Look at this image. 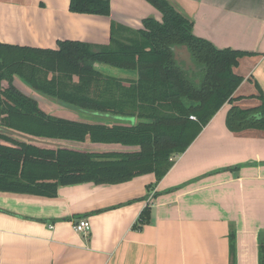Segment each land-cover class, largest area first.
Returning a JSON list of instances; mask_svg holds the SVG:
<instances>
[{
	"label": "crops",
	"instance_id": "crops-1",
	"mask_svg": "<svg viewBox=\"0 0 264 264\" xmlns=\"http://www.w3.org/2000/svg\"><path fill=\"white\" fill-rule=\"evenodd\" d=\"M167 1L191 21L195 36L250 52L233 68L242 81L232 99L160 179L150 172L118 183L62 184L54 196L0 191V264H231V233L234 264H258L264 132H233L225 119L232 106L255 107L264 96V0ZM68 4L0 0V43L56 48L70 39L98 50L109 45L113 24L122 39L141 29L143 19L162 17L146 0H109L107 16L74 13ZM144 208L148 221L137 228ZM80 217L90 223L87 236L73 231Z\"/></svg>",
	"mask_w": 264,
	"mask_h": 264
},
{
	"label": "trees",
	"instance_id": "trees-1",
	"mask_svg": "<svg viewBox=\"0 0 264 264\" xmlns=\"http://www.w3.org/2000/svg\"><path fill=\"white\" fill-rule=\"evenodd\" d=\"M146 1L160 11L161 21L145 18L141 29L122 39L115 36L113 24L109 45L98 50L70 39L58 40L56 48L0 43V191L54 196L62 184L118 183L150 172L160 179L232 99L242 81L233 68L250 52L216 48L195 36L191 21L167 0ZM68 9L107 16L110 5L109 0H69ZM180 46L189 52L188 64L178 62L173 47ZM95 62L134 71L136 77L104 73L94 67ZM25 65L30 66L29 74ZM15 77L64 113L46 112L16 87ZM259 99L255 107L232 106L225 119L228 129L264 132V96ZM131 117L136 121L132 123ZM2 128L19 135H7ZM51 139L134 148L82 152L35 144ZM148 218L144 208L134 225L139 228ZM263 237L258 264H264ZM233 247L231 233V264Z\"/></svg>",
	"mask_w": 264,
	"mask_h": 264
},
{
	"label": "water",
	"instance_id": "water-1",
	"mask_svg": "<svg viewBox=\"0 0 264 264\" xmlns=\"http://www.w3.org/2000/svg\"><path fill=\"white\" fill-rule=\"evenodd\" d=\"M175 51V50H174ZM189 60V59H186ZM95 68L105 71L109 65L103 64V63H94L93 64ZM111 68V67H110ZM106 73V72H104ZM113 75V74H112ZM123 77V76H118ZM132 123L136 121L133 117L129 119ZM5 131V134L12 135L14 132L7 131L4 128H2ZM13 135H19V134H13ZM35 143V142H34ZM41 143V144H40ZM35 144L41 145L42 147H48V148H63V149H70V150H76V151H88V152H124L127 150H131L134 147L131 146H122L119 144H113V143H91L88 141L85 142H76V141H70V140H61V139H51L46 140V142H36Z\"/></svg>",
	"mask_w": 264,
	"mask_h": 264
},
{
	"label": "rangeland",
	"instance_id": "rangeland-1",
	"mask_svg": "<svg viewBox=\"0 0 264 264\" xmlns=\"http://www.w3.org/2000/svg\"><path fill=\"white\" fill-rule=\"evenodd\" d=\"M173 50H175V52H178L177 54V59L179 60L178 62L180 63L181 61L180 60H183L185 61L187 64L189 63V60H186V59H190V56H189V52L188 50L184 47V46H180V47H173ZM111 67V66H110ZM108 67L105 71L103 70V72H106L108 74H113L115 76H123L125 75L124 73L125 72H130V73H134L133 71L131 70H123V69H120V68H115V67ZM23 70L29 74L30 73V66L28 65H25L23 67ZM48 75H51V73H48ZM14 84L16 85V87H18L22 92H24L25 94H28L32 97H34L36 100H38L40 102L39 106L46 110V112H49V113H60V112H56L55 109L53 108L52 106V109H50V106L46 100H43L42 97H40L41 95L38 96V94L36 93H33L29 88L28 86L23 83L19 78H16L14 80Z\"/></svg>",
	"mask_w": 264,
	"mask_h": 264
},
{
	"label": "built area",
	"instance_id": "built-area-1",
	"mask_svg": "<svg viewBox=\"0 0 264 264\" xmlns=\"http://www.w3.org/2000/svg\"><path fill=\"white\" fill-rule=\"evenodd\" d=\"M189 118L192 120L196 119L194 115H190ZM49 226L51 227L52 225ZM72 228L75 233L87 236L90 231V223L86 218L80 217L72 222Z\"/></svg>",
	"mask_w": 264,
	"mask_h": 264
},
{
	"label": "flooded vegetation",
	"instance_id": "flooded-vegetation-1",
	"mask_svg": "<svg viewBox=\"0 0 264 264\" xmlns=\"http://www.w3.org/2000/svg\"><path fill=\"white\" fill-rule=\"evenodd\" d=\"M17 78V77H16ZM29 88V87H28ZM30 89V88H29ZM31 90V89H30ZM32 91V90H31ZM33 93H36V92H34V91H32ZM36 94H38V93H36ZM38 95H40V94H38ZM32 97V96H31Z\"/></svg>",
	"mask_w": 264,
	"mask_h": 264
}]
</instances>
